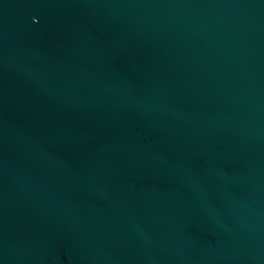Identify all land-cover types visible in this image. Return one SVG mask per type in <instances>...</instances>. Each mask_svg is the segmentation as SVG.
Wrapping results in <instances>:
<instances>
[{
    "label": "water",
    "instance_id": "water-1",
    "mask_svg": "<svg viewBox=\"0 0 264 264\" xmlns=\"http://www.w3.org/2000/svg\"><path fill=\"white\" fill-rule=\"evenodd\" d=\"M0 264H264V0H0Z\"/></svg>",
    "mask_w": 264,
    "mask_h": 264
}]
</instances>
